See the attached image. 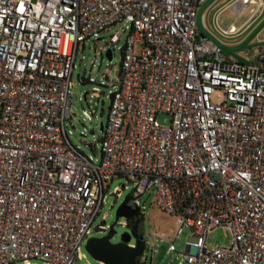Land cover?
I'll return each mask as SVG.
<instances>
[{"label":"built area","instance_id":"2783aa9c","mask_svg":"<svg viewBox=\"0 0 264 264\" xmlns=\"http://www.w3.org/2000/svg\"><path fill=\"white\" fill-rule=\"evenodd\" d=\"M206 1L0 0V264H78L120 178L134 183L131 219L151 193L177 218L178 264H264V47L247 62L226 56L200 34ZM117 25L109 43L126 38L93 158L68 136L72 74L85 41ZM219 226L233 242L208 248ZM185 228L195 240L180 252ZM144 242L138 264H154Z\"/></svg>","mask_w":264,"mask_h":264},{"label":"rangeland","instance_id":"374dc122","mask_svg":"<svg viewBox=\"0 0 264 264\" xmlns=\"http://www.w3.org/2000/svg\"><path fill=\"white\" fill-rule=\"evenodd\" d=\"M262 4V0H257ZM264 1V0H263ZM235 0H217L215 4L206 12V24L202 21L204 6L199 11V21L201 29L211 35L221 51L229 57L250 61L257 52L264 47V8L258 9L255 13L250 8L238 14L232 4ZM217 17V23L215 18ZM231 25H234L236 32L226 34ZM120 29V25L114 26L108 31L100 33L97 37L85 41L84 49L79 50L75 68L72 74L73 99L70 107L71 120L66 121V127L71 143L88 157L99 158V144L103 132L100 130L101 123H106L109 114L110 95L114 91L119 76L120 63L122 59L121 48L124 45L126 35H122L116 44L109 43L110 36ZM112 50V59L106 57V51ZM247 52V53H246ZM78 75L85 76L86 83L78 79ZM95 78L96 83H89V78ZM217 99V95H213ZM162 126L170 124V116L159 114L157 116ZM123 185L127 188L123 189ZM119 187L122 190L121 197L115 199L114 196L106 198V205L95 219L92 230L88 234L90 237H102L105 235L110 225L116 221L118 207L125 201L134 189V183L126 179H116L110 185V192ZM146 202L143 218L139 224V234L147 241L148 247L155 250L154 264H169L171 258L173 264H178L181 257L177 253L168 252V239H172L177 228V218L171 214L163 212L153 203V193L143 197ZM143 211V209H142ZM103 221L105 223H103ZM126 218L120 217L115 223V235L112 242H118L122 234L130 232L131 227L122 226ZM106 230V231H100ZM163 238L166 241L154 240L153 236ZM86 239V241H87ZM195 238L191 231L185 228L182 235L174 240L177 251H183L185 242ZM79 251L84 254V258L78 264H103L93 259L85 249V244ZM233 242V235L229 229L219 226L209 232L207 236L208 248L227 247ZM130 246L135 245V239L129 242ZM149 260L152 256L148 249ZM32 264H40L33 261ZM146 264H151L149 261ZM187 264V263H183Z\"/></svg>","mask_w":264,"mask_h":264},{"label":"water","instance_id":"95a60500","mask_svg":"<svg viewBox=\"0 0 264 264\" xmlns=\"http://www.w3.org/2000/svg\"><path fill=\"white\" fill-rule=\"evenodd\" d=\"M247 53V52H246ZM106 57L112 59V51H106ZM85 76L78 75V79H84ZM100 130L103 132L104 123H101ZM137 209H131L126 202H123L117 209L116 221L122 217L131 219L137 214ZM103 223H105L103 221ZM115 223L110 225L108 232L102 237H90L87 239L85 249L89 255L103 264H138V257L145 250L143 236L139 234V225L135 223L130 232L122 234L118 242H112L115 235ZM135 239V245L130 246L129 242Z\"/></svg>","mask_w":264,"mask_h":264},{"label":"crops","instance_id":"0c3cea01","mask_svg":"<svg viewBox=\"0 0 264 264\" xmlns=\"http://www.w3.org/2000/svg\"><path fill=\"white\" fill-rule=\"evenodd\" d=\"M256 1V6H253L254 7V13L258 10V9H261L262 8V11H263V8H264V1L262 0V4L261 3H259L257 0H255ZM217 2V0H207L206 1V3H204L202 6H201V8L199 9V11L204 7V6H206L205 7V11L203 12V14H202V16H201V18H202V21H203V23H204V26H206L207 27V24H206V12H208V10L211 8V6L213 5V4H215ZM199 11H198V25H199V29L200 28H202L201 26H200V21H199ZM234 27L235 28V26L234 25H231V27ZM236 29V28H235ZM202 30V29H201ZM202 32L203 33H205V35L207 36V38H209V39H211V40H213V38H211V35H210V33L208 32V34H206V32H204L203 30H202ZM214 41V40H213ZM215 42V41H214ZM216 43V42H215ZM242 61V60H241Z\"/></svg>","mask_w":264,"mask_h":264},{"label":"trees","instance_id":"16d2710c","mask_svg":"<svg viewBox=\"0 0 264 264\" xmlns=\"http://www.w3.org/2000/svg\"><path fill=\"white\" fill-rule=\"evenodd\" d=\"M200 34L203 36V37H206L207 36L205 35V33L202 32L201 28H200ZM81 82L84 84L86 83V80L85 79H81ZM101 139V138H100ZM142 219H138V220H134V219H129L128 220V226L129 227H133L135 223H138V225L140 224Z\"/></svg>","mask_w":264,"mask_h":264}]
</instances>
